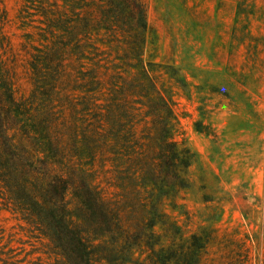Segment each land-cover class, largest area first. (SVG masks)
Here are the masks:
<instances>
[{"label": "trees", "instance_id": "obj_1", "mask_svg": "<svg viewBox=\"0 0 264 264\" xmlns=\"http://www.w3.org/2000/svg\"><path fill=\"white\" fill-rule=\"evenodd\" d=\"M38 1L23 0L20 15L24 25L39 16L45 42L30 54L29 96H19L1 53L9 41L0 7L4 205L48 240L62 264H194L198 251L178 242L181 229L162 209L164 199L187 187L191 154L174 140L172 100L144 63L140 74V12L144 36L148 31L143 4ZM120 36L137 63H116L97 46ZM126 67L138 68L137 78L126 81L119 70ZM143 122L150 126L140 133ZM110 187L121 190L119 198ZM158 226L177 237L163 242Z\"/></svg>", "mask_w": 264, "mask_h": 264}, {"label": "rangeland", "instance_id": "obj_2", "mask_svg": "<svg viewBox=\"0 0 264 264\" xmlns=\"http://www.w3.org/2000/svg\"><path fill=\"white\" fill-rule=\"evenodd\" d=\"M140 3L148 24L144 36L140 12V74L144 63L172 100L174 140L191 154L187 187L164 199L162 207L181 234L156 230L163 242L175 236L197 250L194 264H264V0ZM23 4L0 0L9 41L1 53L15 74L19 96H29L30 54L45 42L39 16L23 24ZM97 46L121 65L126 59L138 62L122 36ZM119 70L126 81L137 78L138 68ZM149 126L143 122L140 133ZM120 193L109 188L112 197ZM3 201L0 197V264H62L50 253L48 240Z\"/></svg>", "mask_w": 264, "mask_h": 264}]
</instances>
